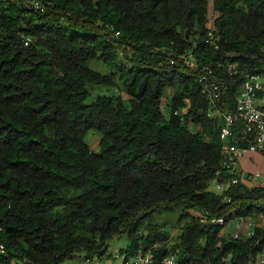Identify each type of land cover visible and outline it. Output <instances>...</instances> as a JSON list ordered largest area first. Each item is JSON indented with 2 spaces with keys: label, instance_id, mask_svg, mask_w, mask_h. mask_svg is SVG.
<instances>
[{
  "label": "trees",
  "instance_id": "1",
  "mask_svg": "<svg viewBox=\"0 0 264 264\" xmlns=\"http://www.w3.org/2000/svg\"><path fill=\"white\" fill-rule=\"evenodd\" d=\"M27 1L0 0V264L102 257L122 234L125 253L143 247L157 264L169 253L178 264H258L264 187L232 182L242 173L226 167L220 126L244 74L264 75V0H212V20L210 0H39L44 12ZM88 85L120 92L86 103ZM244 128L231 143L252 142ZM158 207L183 211L176 245L146 224ZM239 218L256 222L252 234L224 235Z\"/></svg>",
  "mask_w": 264,
  "mask_h": 264
},
{
  "label": "built area",
  "instance_id": "2",
  "mask_svg": "<svg viewBox=\"0 0 264 264\" xmlns=\"http://www.w3.org/2000/svg\"><path fill=\"white\" fill-rule=\"evenodd\" d=\"M26 5L29 9L44 12L47 6L39 0H28ZM187 66L192 69H196L198 66L197 59L192 53H188V57L181 56ZM229 72L237 73L236 65L229 67ZM207 76L203 77L205 81ZM204 92H208L209 96L214 102L219 99L221 94L220 85L215 81H209L205 83ZM264 95V75L260 73H246L244 74V82L242 89L237 97V103L235 111L229 113H222L223 121L220 126V137L224 141H228L224 145V150L227 153L226 167L231 172L240 173L239 162L248 153H262L264 151V105L258 104L259 100L264 102V99H260ZM211 115V113H209ZM239 122L245 124V133L253 135V140L247 146L239 147L233 143L232 140H237L236 128ZM259 172L253 173L251 176L246 177V181L243 180L242 174L240 178L232 180L234 184L242 181L249 185H255L257 178L260 177ZM199 217L202 221L209 218L208 212L199 213ZM242 220V219H234ZM214 224H225L224 218L212 217L209 219ZM252 232H248L250 236ZM234 238H239L240 234L236 231L233 235ZM117 256H121L123 259L122 264H157L155 257L150 252H146L143 247H139L133 254L119 252ZM89 263V259H86L85 264ZM160 264H178L177 256L175 253H169L159 262ZM258 264H264V250L259 257Z\"/></svg>",
  "mask_w": 264,
  "mask_h": 264
},
{
  "label": "rangeland",
  "instance_id": "3",
  "mask_svg": "<svg viewBox=\"0 0 264 264\" xmlns=\"http://www.w3.org/2000/svg\"><path fill=\"white\" fill-rule=\"evenodd\" d=\"M209 17L210 20L214 18V11H213V2L210 0V6H209ZM88 66L96 71H99L101 73H109L110 70L109 68L102 63L99 60L93 59L88 62ZM115 72H117V69H115ZM88 88L90 90V95L86 99V103H91L93 102L98 96L100 95H112L115 92H120V89L114 88V87H101V86H92L88 85ZM173 91L172 89H169L166 93V98L171 97ZM122 94V92H121ZM125 96V95H124ZM165 101V100H164ZM100 139H101V133H99L96 130H91L87 137L86 140L90 144L91 148L95 152L100 151ZM261 182V180H259ZM223 187L218 185L216 181H212L209 186V190L216 192V193H221L223 191ZM182 209L180 208H174L172 210L166 209L163 207H158L155 209V212L153 213V216L151 219H148L146 221V224L152 223V224H157L159 228L163 231L165 230L167 233H169V240L170 244L176 245L177 240H178V235L180 233L181 225L186 221H181V216H182ZM255 222V221H251ZM231 223H235V220L229 221V223L226 224L225 228L223 229V234L229 236L225 232L228 231L232 227ZM129 239L127 235L122 234L121 236L115 237L112 239L109 243L108 251L105 255L102 257L99 256H93L92 258H89V263L88 264H122L123 259L121 256H117V254L120 252L121 249L127 248L129 245ZM125 253V252H123ZM86 253L84 251L77 252L73 257L68 258L64 261L63 264H85L86 262ZM24 264V263H20Z\"/></svg>",
  "mask_w": 264,
  "mask_h": 264
},
{
  "label": "crops",
  "instance_id": "4",
  "mask_svg": "<svg viewBox=\"0 0 264 264\" xmlns=\"http://www.w3.org/2000/svg\"><path fill=\"white\" fill-rule=\"evenodd\" d=\"M260 99H264V95L261 96ZM258 104L264 105L262 100L258 101ZM239 168L242 173L243 180L246 181V177L251 176L253 173L259 172L261 174L260 177L257 178V183L255 185L250 186H262L264 187V155L261 153H248L246 154L239 162ZM261 180V182H259ZM246 184V182H245ZM249 185V184H247ZM258 224L264 225V216L258 219ZM256 222H251L250 220H235V223H231L232 227L228 229L225 233L228 235H233L236 231L239 232L240 236H248V232H252L253 226ZM129 246V245H128ZM127 246V248H128ZM121 249L120 251L125 252L127 250ZM86 257V256H85ZM87 259V258H86ZM111 262H109L110 264Z\"/></svg>",
  "mask_w": 264,
  "mask_h": 264
}]
</instances>
